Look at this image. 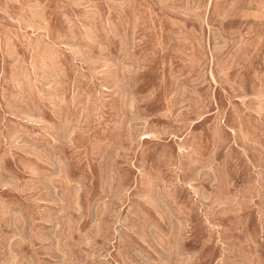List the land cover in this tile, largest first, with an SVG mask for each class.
Returning a JSON list of instances; mask_svg holds the SVG:
<instances>
[{
    "label": "rangeland",
    "instance_id": "1",
    "mask_svg": "<svg viewBox=\"0 0 264 264\" xmlns=\"http://www.w3.org/2000/svg\"><path fill=\"white\" fill-rule=\"evenodd\" d=\"M0 264H264V0H0Z\"/></svg>",
    "mask_w": 264,
    "mask_h": 264
}]
</instances>
